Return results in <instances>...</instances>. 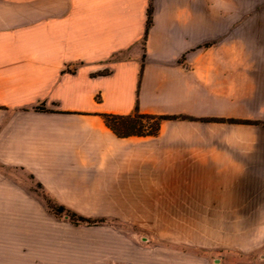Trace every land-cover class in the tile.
<instances>
[{"label": "crops", "instance_id": "obj_1", "mask_svg": "<svg viewBox=\"0 0 264 264\" xmlns=\"http://www.w3.org/2000/svg\"><path fill=\"white\" fill-rule=\"evenodd\" d=\"M235 2L0 0V264H210L187 245L46 227L41 188L61 205L264 222V10ZM136 105L186 118L117 137L99 115ZM240 230L260 248L214 263L264 264V224Z\"/></svg>", "mask_w": 264, "mask_h": 264}, {"label": "rangeland", "instance_id": "obj_2", "mask_svg": "<svg viewBox=\"0 0 264 264\" xmlns=\"http://www.w3.org/2000/svg\"><path fill=\"white\" fill-rule=\"evenodd\" d=\"M227 1L236 3L235 0ZM255 5V13L264 10V0H255ZM59 206L63 210L59 211ZM189 208L168 206V211L163 213L146 206L61 205L41 188V213L52 215L41 222L46 227L88 230L93 232L95 239H101L98 235L105 230H119L126 239L142 245H187L191 250L200 248L199 253L205 255L210 264H216L213 258H219L224 250L247 243L260 248L261 237L244 236L240 229L242 232L252 230L264 222L214 220L209 217L215 216V206H205L206 212L200 214L192 211L193 206ZM199 217L205 219L199 220Z\"/></svg>", "mask_w": 264, "mask_h": 264}, {"label": "trees", "instance_id": "obj_3", "mask_svg": "<svg viewBox=\"0 0 264 264\" xmlns=\"http://www.w3.org/2000/svg\"><path fill=\"white\" fill-rule=\"evenodd\" d=\"M151 8L147 12V25L146 30L151 25L152 16ZM35 109H43L42 106H35ZM105 125L117 136V137H128V136H154L158 133L160 123L165 119H179L186 118L184 116H167V115H154L146 114L139 111L136 105L132 112L128 114H115V113H99ZM230 122H242L247 123L248 121L243 120H228ZM58 210H63L62 206L58 207Z\"/></svg>", "mask_w": 264, "mask_h": 264}, {"label": "water", "instance_id": "obj_4", "mask_svg": "<svg viewBox=\"0 0 264 264\" xmlns=\"http://www.w3.org/2000/svg\"><path fill=\"white\" fill-rule=\"evenodd\" d=\"M214 262H219V259H215Z\"/></svg>", "mask_w": 264, "mask_h": 264}]
</instances>
